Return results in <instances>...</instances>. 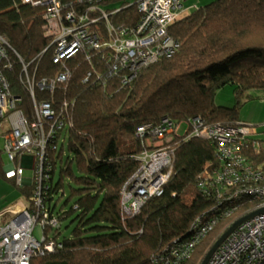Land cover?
<instances>
[{"label": "trees", "instance_id": "trees-1", "mask_svg": "<svg viewBox=\"0 0 264 264\" xmlns=\"http://www.w3.org/2000/svg\"><path fill=\"white\" fill-rule=\"evenodd\" d=\"M128 11L134 8L115 18ZM44 12L43 6L22 0H0V36L29 64L36 80H50L60 72L52 62L54 46L46 36ZM168 35L179 43L175 52L138 72L126 89L122 72L108 77L110 63L87 51L65 62L70 76L51 95L36 91L39 101L62 112L67 127L48 155L53 170L46 202L58 226L44 227L42 236L55 247L30 264H155V257L187 239L195 218L213 207L197 187V177L217 158L213 145L196 137L171 138L172 174L162 193L149 198L136 215H123L121 192L140 166L139 127L154 128L165 117L176 123L199 117L208 125H245L238 119L239 98L264 92V0H214L182 15L168 27ZM12 63L7 76L11 93L21 98L16 109L30 119L31 101L19 80L21 66L13 56ZM92 68L95 74L83 82ZM227 85L233 87V108L214 103L215 93ZM123 134L131 137L132 148L118 142ZM64 147L71 157L63 161ZM246 154L259 161L255 153ZM56 169L58 180L53 182ZM66 180L69 196L57 212ZM17 189L28 199L29 188ZM232 218L220 221L181 264H200ZM65 220L72 226L69 237H61Z\"/></svg>", "mask_w": 264, "mask_h": 264}, {"label": "built area", "instance_id": "built-area-1", "mask_svg": "<svg viewBox=\"0 0 264 264\" xmlns=\"http://www.w3.org/2000/svg\"><path fill=\"white\" fill-rule=\"evenodd\" d=\"M22 1L45 8L46 36L54 46L52 62L60 72L50 80H36L29 64L0 36V136L4 139L1 153L10 162L7 166L2 160L0 177L16 187L30 189L28 206L19 202L0 210V264H30L33 257L55 247L52 242L46 243L43 236L37 241L33 231L38 225L41 230L58 226L46 202L53 170L48 155L67 123L50 102L38 100L36 91L51 95L70 76L65 62L87 51L100 54L110 63L108 77L122 72V88H128L138 72L170 57L178 48L179 43L168 35V27L186 10L181 0ZM130 8L134 11L115 18ZM12 56L21 66L19 80L31 101L30 119L16 109L21 98L10 90L7 73L13 67ZM86 59L90 61L89 56ZM92 74L93 68L83 82ZM62 109L66 111V105ZM137 134L143 150L137 157L139 168L122 188L124 216L136 215L149 198L162 193L172 174L174 150L168 145L171 138L208 141L217 158L216 164L197 177V187L212 200L213 207L195 218L187 239L166 249L153 262L181 264L220 221L233 217L228 229L239 219L258 212L224 240L207 264H264V137L259 138L247 125H208L199 117L180 123L165 117L154 128L139 127ZM247 151L255 153L253 157H259V161L250 159ZM16 161L19 166H14ZM24 170H30V178L22 176Z\"/></svg>", "mask_w": 264, "mask_h": 264}, {"label": "rangeland", "instance_id": "rangeland-1", "mask_svg": "<svg viewBox=\"0 0 264 264\" xmlns=\"http://www.w3.org/2000/svg\"><path fill=\"white\" fill-rule=\"evenodd\" d=\"M214 0H181L183 8L186 10L184 11L183 15L190 13L194 8L206 5ZM119 4H116L118 6ZM238 104V119L243 124L249 126L253 131H255L259 138L264 137V92L261 91H251L247 92L243 96L239 98ZM214 103L217 106L226 107V108H233L236 105V99L233 92L232 86H225L224 88L218 90L214 96ZM1 129V128H0ZM182 129V128H181ZM184 129V128H183ZM182 129V130H183ZM120 144L123 142L125 146L132 148L131 145V137L124 135L119 138L118 141ZM61 143V142H60ZM60 143L58 144L57 150L60 149ZM4 139L0 136V150L3 149ZM129 148V149H130ZM2 159H4L5 165H10V162L6 160L3 153H1ZM71 156L66 152L65 147L62 150L61 159L64 161L65 159L70 158ZM14 166H19L18 161L13 163ZM22 176L24 178H30L31 172L30 170H24L22 172ZM58 180V169H56L54 174L53 182H57ZM69 182V181H68ZM67 180L64 181V190L63 196L58 200L56 211H60L61 207L63 206L64 202L69 196V186ZM70 183V182H69ZM72 187H74L71 184ZM59 196L55 199L60 197ZM74 201V200H73ZM70 202L67 206L63 207V211L69 209L72 205ZM21 203L22 205H27L28 199L26 195L22 194L17 187L10 181L5 180L3 177L0 178V210L11 206L15 203ZM72 226H70V220H65L61 224V237H69L71 232ZM33 236L37 241L42 240V230L41 227L38 225L35 227L33 231Z\"/></svg>", "mask_w": 264, "mask_h": 264}, {"label": "water", "instance_id": "water-1", "mask_svg": "<svg viewBox=\"0 0 264 264\" xmlns=\"http://www.w3.org/2000/svg\"><path fill=\"white\" fill-rule=\"evenodd\" d=\"M256 213H252L246 217H243L241 219H239L238 221L234 222L213 244V246L210 248V250L207 252V254L205 255L204 259L202 260V262L200 264H207V262L209 261L210 257L212 256V254L216 251V249L224 242V240L243 222L251 219L252 217H254L256 215Z\"/></svg>", "mask_w": 264, "mask_h": 264}, {"label": "bare ground", "instance_id": "bare-ground-1", "mask_svg": "<svg viewBox=\"0 0 264 264\" xmlns=\"http://www.w3.org/2000/svg\"><path fill=\"white\" fill-rule=\"evenodd\" d=\"M64 57H65V56H64ZM69 58H71V56H70Z\"/></svg>", "mask_w": 264, "mask_h": 264}]
</instances>
